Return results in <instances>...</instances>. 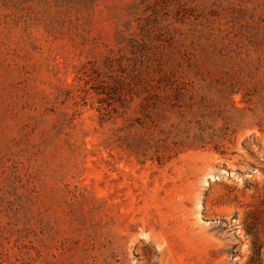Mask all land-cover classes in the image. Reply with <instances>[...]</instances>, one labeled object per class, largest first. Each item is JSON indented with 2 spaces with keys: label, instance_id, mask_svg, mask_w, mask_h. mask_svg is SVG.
I'll use <instances>...</instances> for the list:
<instances>
[{
  "label": "rangeland",
  "instance_id": "1",
  "mask_svg": "<svg viewBox=\"0 0 264 264\" xmlns=\"http://www.w3.org/2000/svg\"><path fill=\"white\" fill-rule=\"evenodd\" d=\"M0 264H264V0H0Z\"/></svg>",
  "mask_w": 264,
  "mask_h": 264
},
{
  "label": "trees",
  "instance_id": "2",
  "mask_svg": "<svg viewBox=\"0 0 264 264\" xmlns=\"http://www.w3.org/2000/svg\"><path fill=\"white\" fill-rule=\"evenodd\" d=\"M153 69L155 73H159L158 78H151L150 81H147L138 77L132 83L139 89L135 94L141 99L140 107L146 113L147 118L155 122L158 117L163 116L165 111H169L176 106L181 107L180 101L184 93L175 81L164 78L161 74L163 72L161 67L156 66ZM231 93L233 94L234 91L232 90ZM154 116H157V118H154ZM212 136L205 128H200L199 132L193 137L192 142L204 147L213 141ZM214 147L219 148L218 144H215Z\"/></svg>",
  "mask_w": 264,
  "mask_h": 264
}]
</instances>
